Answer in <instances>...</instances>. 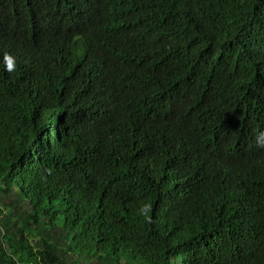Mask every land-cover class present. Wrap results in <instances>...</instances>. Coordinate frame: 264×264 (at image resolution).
I'll return each instance as SVG.
<instances>
[{"label":"trees","instance_id":"trees-1","mask_svg":"<svg viewBox=\"0 0 264 264\" xmlns=\"http://www.w3.org/2000/svg\"><path fill=\"white\" fill-rule=\"evenodd\" d=\"M260 133L264 0H0V264H264Z\"/></svg>","mask_w":264,"mask_h":264},{"label":"clouds","instance_id":"clouds-1","mask_svg":"<svg viewBox=\"0 0 264 264\" xmlns=\"http://www.w3.org/2000/svg\"><path fill=\"white\" fill-rule=\"evenodd\" d=\"M16 68L15 58L11 55H4V70L7 72H13ZM260 137H264V133H260V136L257 137V145L264 146V141L260 139Z\"/></svg>","mask_w":264,"mask_h":264}]
</instances>
